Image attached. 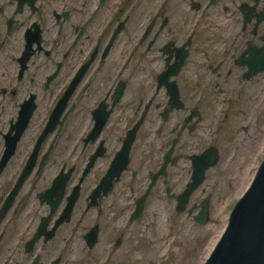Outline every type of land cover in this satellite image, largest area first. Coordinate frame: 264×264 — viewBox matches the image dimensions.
I'll return each instance as SVG.
<instances>
[{
    "label": "flooded vegetation",
    "instance_id": "1",
    "mask_svg": "<svg viewBox=\"0 0 264 264\" xmlns=\"http://www.w3.org/2000/svg\"><path fill=\"white\" fill-rule=\"evenodd\" d=\"M130 1L0 0V264H91L99 246L122 248L149 201L178 203L196 164L209 167L189 203L202 195L251 131L264 0Z\"/></svg>",
    "mask_w": 264,
    "mask_h": 264
},
{
    "label": "rangeland",
    "instance_id": "2",
    "mask_svg": "<svg viewBox=\"0 0 264 264\" xmlns=\"http://www.w3.org/2000/svg\"><path fill=\"white\" fill-rule=\"evenodd\" d=\"M139 4L140 0L130 1V7L136 9L135 12L138 11ZM149 5L150 3L146 2L139 7L143 10ZM134 24L136 25V20ZM193 28V24L190 23L178 24V32L181 33L179 36L186 37ZM214 32L215 29L208 26H198L193 33L195 37H211ZM252 86L244 106L251 131L243 132L239 140L233 139L234 144L231 143L232 145L226 147L221 164L210 169L206 181L200 187L202 195L191 200L183 212L177 211V202L170 198H156L149 201L143 217L130 227L122 248L112 250L99 246L95 250V260L91 264H122V262L202 264L204 262L225 226L216 239L215 235L223 223L227 224L231 209L249 186L264 157V137H261L264 135V74L259 75L257 82ZM255 138H257L256 143H254ZM19 160L20 155H17L15 161ZM16 166L15 163L4 174L14 172ZM240 190H242L241 194H237ZM205 195L210 197V218L207 223L199 224L195 221V215L200 210ZM163 215L166 217L163 218ZM160 223H164V226ZM161 242L163 244L159 246ZM81 262L90 264L88 256H83Z\"/></svg>",
    "mask_w": 264,
    "mask_h": 264
},
{
    "label": "water",
    "instance_id": "3",
    "mask_svg": "<svg viewBox=\"0 0 264 264\" xmlns=\"http://www.w3.org/2000/svg\"><path fill=\"white\" fill-rule=\"evenodd\" d=\"M261 71L264 72V67ZM9 155H5V160ZM215 164L216 161H213L210 166ZM199 166L200 164H196L193 181L178 198L179 212L186 209L190 195L205 179V171L209 165ZM30 172V167L23 170L13 194L19 190ZM145 200L146 197H143L137 202V209L131 221L142 216ZM209 218V201L206 200L202 203L199 213L195 215V220L199 224H205ZM203 264H264V157L249 186L231 209L227 225Z\"/></svg>",
    "mask_w": 264,
    "mask_h": 264
},
{
    "label": "bare ground",
    "instance_id": "4",
    "mask_svg": "<svg viewBox=\"0 0 264 264\" xmlns=\"http://www.w3.org/2000/svg\"><path fill=\"white\" fill-rule=\"evenodd\" d=\"M244 158H245V157H244ZM244 158H243V159H244ZM241 160H242V159H241ZM250 168H251V167H248V169H250ZM245 186H246V185H245ZM243 189H244V188H243ZM243 189H242V190H243ZM242 190L238 191L237 194H241ZM163 212H164V210H163ZM160 214H161V213H160ZM164 217H166V216L163 215V218H164ZM161 218H162V217H161ZM159 222H160V221H159ZM160 224L163 225L164 223H160ZM226 225H227V224H226ZM226 225H225V223H223V224L221 225L220 230H218L217 234L215 235V239L219 236L221 230H222V229L224 228V226H226ZM163 226H164V225H163ZM163 226H162V227H163ZM158 229H159V228H158ZM222 232H223V231H222ZM162 244H163V243H161V245H162ZM208 256H209V255H208ZM208 256H207V257H208ZM204 261H205V260H204ZM203 263H204V262H203ZM203 263H202V264H203Z\"/></svg>",
    "mask_w": 264,
    "mask_h": 264
}]
</instances>
